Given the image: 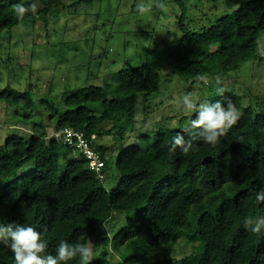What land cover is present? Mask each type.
<instances>
[{"label": "trees", "instance_id": "trees-1", "mask_svg": "<svg viewBox=\"0 0 264 264\" xmlns=\"http://www.w3.org/2000/svg\"><path fill=\"white\" fill-rule=\"evenodd\" d=\"M69 2L0 0V39L18 26L49 29L54 11L80 1ZM18 3H36L37 11L18 20L13 10ZM182 32L178 44L163 50L153 67L123 69L104 87L66 95L63 113L47 102L53 131L95 135L93 148L106 162L109 148L102 138L125 140L131 133L139 105L160 92V69L167 66L194 83L198 75L226 77L245 63L262 61L257 42L264 36V0L241 5L201 32L184 27ZM222 92L210 102L231 100L241 118L215 146L196 139L197 149L187 155L179 148L169 152L177 134L185 140L194 134L190 122L197 113L181 118L179 129L139 136L128 147L123 142L115 164L119 184L111 191L102 184L107 162L100 174L91 171L81 155H73L62 139L50 137L43 124L33 122L31 135L9 136L0 145V178H15L0 188V224L34 228L47 245L46 254L54 256L60 241L86 244L93 252L90 264H173L182 240L191 252L180 264H264V228L253 233L244 227L248 217L264 218V202L256 200L264 189V97L252 92L246 107L239 94ZM33 103L29 91L8 86L0 92V105L8 108H31ZM117 121L123 122L104 128ZM31 163L33 171L17 176ZM0 264H15L3 243ZM67 264L82 261L77 256Z\"/></svg>", "mask_w": 264, "mask_h": 264}, {"label": "rangeland", "instance_id": "rangeland-1", "mask_svg": "<svg viewBox=\"0 0 264 264\" xmlns=\"http://www.w3.org/2000/svg\"><path fill=\"white\" fill-rule=\"evenodd\" d=\"M78 1L73 7L54 11L49 29L40 24L37 29L18 26L0 39V92L8 86L29 91L34 101L31 108L0 105V145L13 134L31 135L33 122L43 124L51 134L54 128L48 123L53 111L47 102L63 113L67 110L63 105L66 95L81 88L104 87L123 69L144 64L153 67L163 50L178 44L183 27L201 32L253 0H70L69 4ZM138 4L148 10L141 13ZM161 4L163 8L158 7ZM260 42L264 43V36ZM261 58L262 61L243 64L226 77L206 76L207 83L198 79L186 82L172 74L169 67L160 69V92L148 104L139 105L131 133L125 140L115 138L117 143L114 135L102 138L109 148L104 188L111 191L119 184L115 164L123 142L128 147L137 144L139 136L179 129L181 118L195 114L184 109V94L191 93L200 103L214 100L220 91H234L244 98L246 107L252 92L264 97V56ZM214 85L216 89L211 92L209 87ZM122 122L108 123L104 128L110 130ZM33 169L34 165L28 164L17 176ZM14 178L1 177L0 188ZM190 252L187 242L179 241L173 264H180ZM198 252L203 253V249Z\"/></svg>", "mask_w": 264, "mask_h": 264}, {"label": "clouds", "instance_id": "clouds-1", "mask_svg": "<svg viewBox=\"0 0 264 264\" xmlns=\"http://www.w3.org/2000/svg\"><path fill=\"white\" fill-rule=\"evenodd\" d=\"M137 7L141 13L148 10L143 4H138ZM158 7L163 8L164 5L161 4ZM13 10L17 19L23 20L27 13H36L37 4L32 3L26 7L23 3H18L13 5ZM257 44L258 54L264 56V43L257 42ZM197 79L207 83L206 76L198 75ZM218 95L223 96V92H219ZM182 102L188 113L198 114L190 122L191 129L195 131L188 140L177 134L171 143L169 152H175L179 148L183 154L187 155L190 151L197 149V145L193 142L196 139L215 146L220 138L226 136L241 118V112L231 100L197 103L193 95L188 93L183 95ZM20 130L22 129L20 128ZM53 133L54 131L50 137ZM256 200L264 202V189L257 194ZM244 227L253 233H260L264 228V218L248 217L245 219ZM83 238L80 237V239ZM0 243L10 247L14 254L15 264H67L77 256L80 257L82 264H90L93 256L92 249L88 245L80 243L73 245L66 241H60L55 256L50 253L46 254L47 245L41 239V233L32 227L16 222L0 224Z\"/></svg>", "mask_w": 264, "mask_h": 264}, {"label": "built area", "instance_id": "built-area-1", "mask_svg": "<svg viewBox=\"0 0 264 264\" xmlns=\"http://www.w3.org/2000/svg\"><path fill=\"white\" fill-rule=\"evenodd\" d=\"M51 137L62 139L68 147L72 148L73 155H81L88 163L89 169L100 174L105 168L106 163L101 159L100 154L93 148L96 136L88 138L85 132L73 129H64L60 132H54Z\"/></svg>", "mask_w": 264, "mask_h": 264}, {"label": "crops", "instance_id": "crops-1", "mask_svg": "<svg viewBox=\"0 0 264 264\" xmlns=\"http://www.w3.org/2000/svg\"><path fill=\"white\" fill-rule=\"evenodd\" d=\"M33 133V131H31V134Z\"/></svg>", "mask_w": 264, "mask_h": 264}]
</instances>
